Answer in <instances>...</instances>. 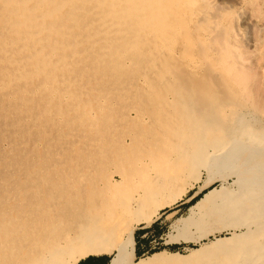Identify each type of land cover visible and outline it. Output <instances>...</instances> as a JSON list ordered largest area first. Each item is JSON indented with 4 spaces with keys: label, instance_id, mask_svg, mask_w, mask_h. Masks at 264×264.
Masks as SVG:
<instances>
[{
    "label": "bare ground",
    "instance_id": "bare-ground-1",
    "mask_svg": "<svg viewBox=\"0 0 264 264\" xmlns=\"http://www.w3.org/2000/svg\"><path fill=\"white\" fill-rule=\"evenodd\" d=\"M210 1L0 0V264L102 254L109 264H264V129L258 116H212L224 76L243 87L250 76L236 66L226 7L215 14ZM53 142L71 145L64 159L47 150L70 162L71 181L43 176L41 146ZM201 170L193 198L221 187L167 240L198 247L132 263L137 229L182 201ZM220 231L229 236L207 242Z\"/></svg>",
    "mask_w": 264,
    "mask_h": 264
},
{
    "label": "rangeland",
    "instance_id": "rangeland-1",
    "mask_svg": "<svg viewBox=\"0 0 264 264\" xmlns=\"http://www.w3.org/2000/svg\"><path fill=\"white\" fill-rule=\"evenodd\" d=\"M203 5H205V7H208L210 12L214 11V13H215L216 9L218 11H221L218 9L220 6H222V8L226 7L225 10L221 13L222 19H223L222 24L227 25L226 28H227L228 32L230 30L233 32L232 33L233 35L231 34L229 36L232 40V46L234 45L233 46V53L235 52L236 58H237V59H235L236 66L243 69L250 76V81L247 82L245 84L246 86L244 85V87L236 84L231 79H229L227 76H224V79L220 82V84L218 83V85H220V86H218V88H217V86H215V89L217 88V91L209 94V97H208L210 100L211 109L213 112L212 116H213V118H215L216 122H219L220 124H222L224 121L231 120V116L232 117H241V116H246V114L248 115V117H257L258 116L260 118L259 121H261V122H260V125L258 124L257 127L258 128L261 127L259 129L262 131L264 129V0H214V3L207 2V3H203ZM214 5H217V6H215L216 9L214 8ZM218 11H216L215 14H217V13L220 14V12H218ZM215 14H213V15H215ZM218 89L219 90L221 89L223 91L220 90L221 91V93H220V91ZM225 91H227V92H225ZM223 94H224V96H226L225 98H224ZM250 94H251V96H250ZM247 95H249V96L247 97ZM255 98H256V100H255ZM253 102H254V105H253ZM250 103L252 106L250 105ZM179 117H176L175 119L179 120ZM68 129H70V128L64 127L62 130L57 132V133H59L58 137H61L63 135L67 136L69 134ZM69 141H70V139H69ZM50 142H52L51 133L48 135V139H47V143L50 144ZM58 144H59V146H58ZM58 144H55L53 142L51 149H49V147L45 148L44 144L41 146V149H42L41 151L43 153V160L40 163L39 167L43 171V176L46 177L45 180L46 179L59 180L60 178H62L63 180L71 181L73 178V174L70 172L71 168L67 169V167H65L66 165H69L70 162L69 163L68 162L62 163V162H59L57 160H51L53 158L52 155H54L53 152L55 150L58 151L57 152L58 153L57 158L64 159L65 155L69 156L71 153V145L69 143H66V144L58 143ZM62 148L64 150H62ZM65 148H66V150H65ZM6 150L7 151L9 150V152H10L9 145L6 146ZM47 150H49L50 152L52 150V152H51L52 154L50 157L51 159L47 158V156L50 154L49 152H47ZM186 151H189V149H187ZM44 153H46V154H44ZM54 163L55 164L57 163V167H54L55 166ZM27 164H29V162ZM27 164L24 162L18 163V167L24 168L23 165H26L25 167H27ZM45 164L48 167L44 166ZM35 166L37 168V165H35ZM64 170L67 172L64 174H59V171L62 172ZM200 173H199L200 174V180H199L200 182L198 180H196L197 182L195 180L191 181L192 184L194 182H196L194 188L189 190L188 194L183 198V200L180 201L174 207L179 206L185 202L190 203L193 199L198 197V195H197L193 198V196L200 189L197 190V192L193 194L194 189L196 190V187L198 184L201 185L200 188L204 187L205 183L208 180L207 173L204 170H201ZM62 179H60V180H62ZM219 187H221V182L217 180L215 182L213 181L211 187H209V188L218 189ZM209 188L206 189V191H208ZM123 191L127 192L126 190H123ZM206 191L204 190L201 194H204V192H206ZM201 194H199V196ZM174 207H172V208H174ZM184 207H186V206H184ZM178 208H180V207H178ZM165 210H167V209L162 210L161 214ZM184 213H185V215L183 217L187 216L188 211H186V208H183V210L181 212V214H184ZM179 218H182V217H179ZM179 218H177V219H179ZM152 225H150V226H152ZM150 226H145V227H150ZM228 236H229V233L227 231H220L219 233H217L213 236H210L209 239L207 240V242H210L211 240H214L215 238H225ZM189 244H191V243H189ZM197 247H198V245H194V244H193V246H189L190 249H195ZM189 248H187L185 251H182V252H170V251H166V250H162V251L157 250V251H155V253H152L146 257H141V258H147L151 255L162 253V252L176 253V254H180L183 256H187L189 254V251H188ZM93 256L99 257V256H110V255L102 254V255H93ZM128 256L130 257V260L132 261V263H135L140 259L137 257V254H136L135 234L132 238L131 244H130L129 249H128ZM110 257H112V255ZM85 259H87V258H85ZM85 259H83V260H85ZM222 260L216 262L215 264H221ZM228 263L229 264H237V260H235V259L231 260V261L228 260Z\"/></svg>",
    "mask_w": 264,
    "mask_h": 264
},
{
    "label": "crops",
    "instance_id": "crops-1",
    "mask_svg": "<svg viewBox=\"0 0 264 264\" xmlns=\"http://www.w3.org/2000/svg\"><path fill=\"white\" fill-rule=\"evenodd\" d=\"M201 187L200 184L197 185L196 190L194 189L193 194L197 192ZM192 194V195H193ZM191 195V196H192ZM189 203H182L179 206L174 208H169L165 210L159 219L155 221V223L150 227H139L135 233L136 240V254L138 258L146 257L157 250H166L170 252H182L185 251L189 246H193V244L187 243H174L169 244L167 242L168 235L172 233V224L173 222L185 215L181 214L183 208H186L188 211ZM186 206V207H184ZM180 207V208H178ZM173 216V217H172ZM111 257L110 256H99L94 257L91 256L79 264H109Z\"/></svg>",
    "mask_w": 264,
    "mask_h": 264
},
{
    "label": "trees",
    "instance_id": "trees-1",
    "mask_svg": "<svg viewBox=\"0 0 264 264\" xmlns=\"http://www.w3.org/2000/svg\"><path fill=\"white\" fill-rule=\"evenodd\" d=\"M203 196V194H201L200 196L196 197L195 199H193L187 206L188 208H190L193 204H195L201 197ZM155 253V252H154ZM111 260V259H110Z\"/></svg>",
    "mask_w": 264,
    "mask_h": 264
}]
</instances>
